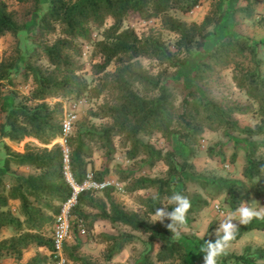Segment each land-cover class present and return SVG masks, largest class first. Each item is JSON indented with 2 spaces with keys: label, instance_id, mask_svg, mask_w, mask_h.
I'll use <instances>...</instances> for the list:
<instances>
[{
  "label": "trees",
  "instance_id": "16d2710c",
  "mask_svg": "<svg viewBox=\"0 0 264 264\" xmlns=\"http://www.w3.org/2000/svg\"><path fill=\"white\" fill-rule=\"evenodd\" d=\"M14 1L18 10L0 0V38L12 35L16 40L14 52L0 57V111L6 114L5 121L0 122V137L13 143L32 139L38 145L28 142L24 151L18 152L3 144L6 153L0 164V236L5 228L14 233L0 241V257L8 252L22 260L24 252L33 246L52 253L53 242L46 237V230L53 229L55 216L72 194L64 176L63 148L60 144L50 147L63 137V104L57 101L51 105L49 99H102L98 107L76 123L67 139L69 165L78 184L84 183L90 170L97 180H105L111 173L110 163L123 148L138 167L118 170L126 192L155 191L137 198L144 208L143 215L119 203L113 188L102 191V197L97 196L100 192L80 194L73 212L75 224L82 221L90 233L99 221L130 228V232L119 235H99L100 242L111 243L107 261L136 242V233H145L149 234L150 248L139 264H192L184 243L172 238L165 227L170 221L161 224L151 220L157 208L166 206L172 210L167 198L173 193H185L187 183L203 191L187 194L191 202L187 216L201 213L211 202L221 201L230 212L242 201L264 199V156L260 154L264 149V60L262 43H254L244 27L246 21L254 22L258 17L257 22L264 24V15L257 9L259 0H245L244 5L235 7L234 0H211L201 23H189L174 13L189 14L204 0H48L46 7L43 0ZM37 16L33 36L25 38L33 48L22 55L21 35L27 33ZM134 18L159 20L160 28L139 36L126 26ZM109 19L113 24L107 28ZM95 31L101 32V39L93 37ZM163 31L176 34L178 40L169 45ZM86 42L93 45L92 53L98 60L92 67L98 76L93 84L82 75L84 66L78 60ZM22 56L26 63L17 70ZM142 59L157 62L163 71L153 74ZM190 63L194 85L183 81L177 93L179 85L168 81L167 70ZM227 70L231 71L236 89L247 97L246 103L226 104L222 100L220 76ZM14 71L19 73L22 84H31V90L27 102L13 101L6 108L1 90L16 84ZM246 115L258 119L255 126L240 125L237 116ZM91 119L111 123L96 125ZM220 131L242 137H229L230 142L244 146L246 160L241 179L215 174L198 176L191 162L205 133ZM157 134L164 140L162 147L152 142ZM176 140L188 150L186 156L177 152ZM95 150L103 152L100 170L95 168ZM207 152L214 161L224 160L222 143L208 147ZM235 160L237 154L231 161L236 163ZM159 163L168 168L165 176L146 175ZM27 170L30 173H25ZM179 184L183 185L181 191L176 189ZM252 231L264 232V220L254 219L247 226H239L233 244ZM156 244L160 248L154 261ZM80 250L79 244L66 245L70 263L106 264L80 255ZM46 260L36 254L26 264H44ZM220 264H264V248L249 245L241 255L223 256Z\"/></svg>",
  "mask_w": 264,
  "mask_h": 264
},
{
  "label": "rangeland",
  "instance_id": "374dc122",
  "mask_svg": "<svg viewBox=\"0 0 264 264\" xmlns=\"http://www.w3.org/2000/svg\"><path fill=\"white\" fill-rule=\"evenodd\" d=\"M6 1L11 9L18 10L19 5L14 0H3ZM246 2L245 0H234L233 1V7L237 6L238 4L244 5ZM43 4L46 7L48 5V0H43ZM211 0H204L203 4L196 8L194 11H192L189 14H183L180 12L174 13L175 16L178 18L187 21L189 23H201L204 19V17L207 15V13L210 10ZM257 9L261 11L264 15V0H259L257 3ZM259 17L254 20V22L246 21L244 23V27L246 29L247 34L251 38V40L254 43L261 42V56L264 60V24L257 22ZM231 20V19H230ZM38 16L35 17L33 22L29 25L28 31L26 34L21 35V46H22V55H24V51H31L33 48V44L30 41H26L25 38L27 36L32 37L35 28L37 26ZM113 24V20L109 19L107 21L106 27H110ZM126 26H130L131 28L135 29L137 34L139 36L146 35L150 32L151 29H159L160 28V21L159 20H151V21H145L141 18H134L131 21L126 22ZM163 36L165 41L169 45H173L177 40L178 36L176 34L163 31ZM94 38L101 39V32L95 31L93 34ZM16 47V40L15 37L12 35H7L3 38H0V57L3 55H11ZM26 48V50H25ZM93 45L88 44L87 42L84 43L81 46V50L78 56V60L80 63L83 64L84 69L82 71V75L87 78L91 83L92 81H95L98 79V76L93 74L92 67L94 63H96L98 60L95 58L93 52ZM142 62L145 64L146 67H150L153 74H158V72L163 71L164 67H160L157 65V62H150L146 59H142ZM26 63V60L21 57L19 60V64L17 67V70H20L22 66H24ZM114 66L110 68V70H113ZM193 64L190 63L186 65L185 67H182L180 69H168L166 78L168 81H177L176 84L178 88L176 89L177 93H180L182 89L183 81L186 82L189 86L194 85L193 83ZM15 73V71L13 72ZM263 73H264V66H263ZM16 75L19 73H15ZM221 80L223 81V86L220 88V96L222 100L226 104H231L233 102H240V103H246L247 97L239 92L235 84L232 81V74L230 70H227L221 74ZM16 78V84L14 86H4L2 87V97L5 104V107L8 108L11 106L13 101L15 103H21V102H27V97L31 90V84H22V78L20 75L15 76ZM93 84V83H92ZM142 90V89H141ZM140 90V91H141ZM142 92V91H141ZM143 93V92H142ZM79 100H82L83 103L79 107L78 112V120L77 122L83 120L89 113L90 109L94 110L96 107H98L102 103V99H93L90 100L86 97H83ZM57 101L61 102L63 104V109L65 108V105L68 106L69 103L74 102L76 100H57V99H49L48 102L51 105H54ZM65 111V110H64ZM6 114L3 111H0V122L5 121ZM76 122V123H77ZM91 123H94L96 125H103V124H109L111 123L110 120H96L91 119ZM240 125L245 126H255L258 122V119L252 115H246L241 116L239 118ZM231 136H228L224 133V131H220L217 133L207 132L202 138V142L197 147V153L195 157L192 159V163L195 167V171L198 176H208V175H222L228 178H235V179H241L242 178V171L245 166V150L244 146L240 143H235L233 141L230 142L229 137H234L241 139L242 137L239 136L236 133L230 134ZM32 143L35 145H38L37 141H34L32 139H27L22 143H13L8 142L6 140H2L0 137V164H2L3 159L5 158V149L3 148V144L7 143L9 146L13 148V150L18 152H23L26 143ZM55 142V141H54ZM152 142L157 145L158 147H162L164 145V140L161 138L159 134L155 135ZM218 143L223 144V151H224V160L223 161H214L209 158L207 148L210 146H214ZM53 143L50 145L52 147ZM175 146L177 149V152L180 155L186 156L188 154V150L176 140ZM237 154V160L236 163H233L231 160L233 159V155ZM260 154L264 156V149H261ZM103 161V152L99 150H95L94 153V164L95 168L97 170H100L101 163ZM110 169L111 173L109 176L105 178V180H114L118 181V170H129V169H136L137 166H134L132 161H130L127 158L126 150L123 148H119L117 154L114 156V159L112 163H110ZM229 166V168H228ZM167 166L163 163L157 164V166L154 168L153 171L146 173V175H150L152 177H158V176H165L167 172ZM3 171V169L0 167V173ZM91 171V170H90ZM25 173H30V171H26ZM6 181H8L6 179ZM124 189H125V183L120 182ZM183 188L182 184H179L177 186V190L181 191ZM115 191V190H114ZM199 191L203 193V191L193 183H187L186 192H183V195L187 197V194H193L194 192ZM155 194L154 190L149 191H139L134 194H128L125 189V193L121 191H115L114 196L116 200L123 204L124 207L131 211V212H137L141 215L144 214V208L141 207L138 202L137 198L139 196H150ZM98 197H102V193L97 194ZM261 206H264V200H261L259 202ZM216 206L220 207V210L216 208ZM254 207H257L255 205ZM12 208H16V204L12 203ZM208 213L206 215L200 216L199 214L187 216V225H188V231L183 233L178 239L184 245L186 246L189 254H190V260L192 264H199L200 262L203 263V253L200 252L201 246L208 241L209 239L214 240L215 232L219 227V222L224 218L222 215H220L221 212L227 214L228 213V207L223 205L221 201L217 202H211L210 206L207 208ZM85 211L90 212L91 209L86 208ZM96 212V211H93ZM76 219V217H75ZM72 223V238L69 241V246L74 245H81V250L79 251L80 255L88 256L92 258L93 260L97 262H102L106 264H139L143 257L145 252L150 248L147 244L149 241V234L145 233H136L138 235V239L136 242L126 245L125 248L121 251V253L117 254L112 260L107 261L106 255L108 252V249L111 245L109 242H100L101 238L99 237L100 234H109V235H119L123 232H130V228L123 226V225H112L109 222L106 221H99L95 224L94 230L90 233L88 232L85 224L82 228L78 224H75V220ZM152 222H155L151 217ZM157 223V222H155ZM210 227H212L210 229ZM85 230V233H82V230ZM208 231V233L205 235V233ZM13 230L9 228H5L0 236V241L6 238H9L13 234ZM252 234V233H251ZM251 234L246 235L245 238H248ZM53 235V229L52 227L47 228L46 230V237L48 239H52ZM205 235V237H204ZM261 238H257V240L264 241V236H260ZM249 246L248 244H241V246H233L232 249L229 251L227 255H241L244 253L245 248ZM253 249H256L258 245L251 244ZM263 247V246H262ZM160 248V244H156L155 247V253L152 256V259L155 261V255L158 249ZM36 254H41L42 256L47 257V260L44 264H54L51 258V251H49L46 248H37L36 246L30 247L27 251L24 252L22 260H19L16 255L4 252L0 257V264H26L30 258L35 256ZM67 255V253H66ZM68 257V255H67ZM69 258V257H68ZM70 264H73L72 262ZM161 264V263H156ZM170 264H181L180 261H173L170 262Z\"/></svg>",
  "mask_w": 264,
  "mask_h": 264
},
{
  "label": "clouds",
  "instance_id": "9594fccd",
  "mask_svg": "<svg viewBox=\"0 0 264 264\" xmlns=\"http://www.w3.org/2000/svg\"><path fill=\"white\" fill-rule=\"evenodd\" d=\"M167 199L168 203L173 205L172 210L168 211L166 206L157 208L152 214V219L161 224L166 220L170 221L165 227L172 233V238H179L188 231L187 213L191 208V202L181 193H173ZM254 204L257 207H253ZM220 215L224 218L219 222L214 234L216 239L214 241L209 239L200 248V252L203 253V264H220L221 258L232 249L239 226H247L254 219L264 220V206L255 200L251 203L242 201L235 210L227 214L221 212ZM207 233L208 231L205 235Z\"/></svg>",
  "mask_w": 264,
  "mask_h": 264
},
{
  "label": "built area",
  "instance_id": "2783aa9c",
  "mask_svg": "<svg viewBox=\"0 0 264 264\" xmlns=\"http://www.w3.org/2000/svg\"><path fill=\"white\" fill-rule=\"evenodd\" d=\"M82 100H76L65 105L64 117H63V137L58 141L53 142L60 144L63 148L65 155L64 164V176L72 188L71 196L61 205L59 213L55 216L53 225V250L51 258L54 264H70V260L66 255L65 248L72 238V219H74V210L78 205L79 196L83 192H102L109 188H113L115 191H121L125 193L123 185L118 181L103 180L99 181L96 179L94 173L89 171L83 184H78L71 171L70 164V150L67 147V139L72 135L76 122L78 120L79 107L82 105ZM229 168V166H228ZM220 210L219 206H216ZM80 228L84 226L83 222L80 221ZM85 233V230H82Z\"/></svg>",
  "mask_w": 264,
  "mask_h": 264
},
{
  "label": "crops",
  "instance_id": "0c3cea01",
  "mask_svg": "<svg viewBox=\"0 0 264 264\" xmlns=\"http://www.w3.org/2000/svg\"><path fill=\"white\" fill-rule=\"evenodd\" d=\"M241 116H237V118L239 119ZM8 142H11L9 140H6ZM253 200L257 201V202H260L261 200H258V199H252L250 200L248 203H251ZM264 200V199H262ZM255 206V204L253 205V207ZM208 213V209H205L204 211H202L200 213V216H203L206 215ZM252 233V234H251ZM248 234H251L250 236H248V238H245L243 240V238L248 235ZM246 234L245 236L242 237V239L240 241H238L237 243H234L233 246H241V244H248V245H251V244H256L258 245V247H262L264 248V241H260V240H257V238H261L260 236H264V232H261V231H252L250 233Z\"/></svg>",
  "mask_w": 264,
  "mask_h": 264
}]
</instances>
